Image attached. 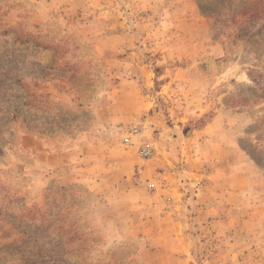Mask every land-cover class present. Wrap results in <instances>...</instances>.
Segmentation results:
<instances>
[{
    "label": "rangeland",
    "instance_id": "1",
    "mask_svg": "<svg viewBox=\"0 0 264 264\" xmlns=\"http://www.w3.org/2000/svg\"><path fill=\"white\" fill-rule=\"evenodd\" d=\"M219 1L193 55L132 45L159 0H0V264H264V24Z\"/></svg>",
    "mask_w": 264,
    "mask_h": 264
},
{
    "label": "crops",
    "instance_id": "2",
    "mask_svg": "<svg viewBox=\"0 0 264 264\" xmlns=\"http://www.w3.org/2000/svg\"><path fill=\"white\" fill-rule=\"evenodd\" d=\"M162 3V6H160L159 4H156V9H159L160 11H156V13H160L161 15V19L155 21L154 17L156 16V13L154 14H150V17H148V20L145 19V16L142 18V21H140V23L138 24V26H136L132 20V45L135 46V38L136 37H140L142 39L141 42L145 43L146 42V36L147 35H143V33H145L147 31V34L149 33V31L147 29L148 26L146 25L147 21H154V22H159L162 26L164 24V22H167V20L165 19V15L164 14H169V16H175L178 15L177 20H170L171 21V25L169 28H165L164 26H162V31L164 32V34H166L167 36H169L170 32L172 34H174V40L176 42V44H178L179 46H183V45H188L192 51V53L194 52L193 55H195L196 52H198L200 50V45L201 42L203 41V25L197 26V15H196V10L193 6V2L192 0H171L172 4H171V8L169 6H167V11H164V5L167 1L170 0H159ZM151 5V0H132V15L137 14L138 12H140V14L148 11V9H150ZM186 7H188L189 9L187 11ZM162 8V9H160ZM170 8V9H169ZM151 10V9H150ZM116 12V11H115ZM181 12V13H179ZM120 14V13H119ZM121 17V15H120ZM119 18V15H118ZM117 18V19H118ZM117 21V20H116ZM119 21V20H118ZM108 23L105 21V24ZM151 28V27H150ZM152 30V28H151ZM125 31V30H124ZM121 31L120 33L117 34V39H119L121 37L122 41L120 43H112L110 44L111 46L116 47L117 45L120 44H124L127 41L130 40L129 37H127L126 32ZM139 31H141V34H139ZM138 33V35H136ZM168 38V37H167ZM176 38V40H175ZM168 42V41H167ZM172 44V43H171ZM187 56H192L190 53ZM135 62L133 60L132 57V63ZM132 69H134V67H132ZM134 81V80H133ZM116 105V106H115ZM117 107L116 102L114 103V108ZM134 107V105L132 106V108ZM215 118V117H214ZM214 121V119H213ZM212 121V122H213ZM212 122L208 123L204 128H206L207 126H209V124H211Z\"/></svg>",
    "mask_w": 264,
    "mask_h": 264
},
{
    "label": "trees",
    "instance_id": "3",
    "mask_svg": "<svg viewBox=\"0 0 264 264\" xmlns=\"http://www.w3.org/2000/svg\"><path fill=\"white\" fill-rule=\"evenodd\" d=\"M199 4L198 8L202 13L208 14L212 20H215L218 13L214 11V8H217V5L221 7L223 5L224 13L222 14V20H220V24H222L221 28L230 29L231 32L226 34L227 38L233 33V38L236 39H250V36L244 38L243 31L246 28L245 26H251L254 22H263L264 24V0H240L239 5H233L226 0H220L216 4ZM238 18V19H237ZM234 21H237L239 24L236 26L234 25ZM232 25L231 26L229 25ZM264 30V27L261 28ZM224 43V42H223ZM225 44V43H224ZM214 116L212 113L211 115L207 116V119L200 118L201 125H205L208 123L211 118ZM198 120V121H199ZM185 132V130H184Z\"/></svg>",
    "mask_w": 264,
    "mask_h": 264
},
{
    "label": "built area",
    "instance_id": "4",
    "mask_svg": "<svg viewBox=\"0 0 264 264\" xmlns=\"http://www.w3.org/2000/svg\"><path fill=\"white\" fill-rule=\"evenodd\" d=\"M132 130H133V132L135 131L137 133L138 132V127L136 125H133L132 126ZM143 152H144L145 155L148 154V151L146 149H144Z\"/></svg>",
    "mask_w": 264,
    "mask_h": 264
}]
</instances>
